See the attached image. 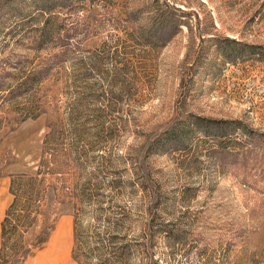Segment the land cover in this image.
<instances>
[{"label": "rangeland", "instance_id": "obj_1", "mask_svg": "<svg viewBox=\"0 0 264 264\" xmlns=\"http://www.w3.org/2000/svg\"><path fill=\"white\" fill-rule=\"evenodd\" d=\"M71 105L83 158L45 150L44 200L10 192ZM2 186L0 264H77L76 203L115 250L91 264H264V0H0Z\"/></svg>", "mask_w": 264, "mask_h": 264}, {"label": "trees", "instance_id": "obj_2", "mask_svg": "<svg viewBox=\"0 0 264 264\" xmlns=\"http://www.w3.org/2000/svg\"><path fill=\"white\" fill-rule=\"evenodd\" d=\"M37 38V37H36ZM39 39V38H37ZM46 65L44 66L43 69H38L35 71V73H33V75H30L28 83H29V87H31L30 89L33 90L34 87H38L41 83H43L44 80H47V78L50 76L51 71L56 67V62H51L48 61L47 63L43 64ZM42 65V66H43ZM25 109V108H24ZM25 110H27L29 112V114L27 116H25L26 118H37L38 116H40L43 112L41 110H39V104L38 102L33 101L31 104V109L26 108ZM37 111V112H35ZM67 118L66 120L68 122V124L63 123V121L59 118L55 119L54 122L51 124L49 123L48 128L50 129V131L44 136L43 141H42V147H43V155L41 157L39 166H38V171H37V176L35 177H27V176H20L18 178H16V180H13L12 184V188L10 189V192H13V186L16 187V189L18 191H21V194L27 196L28 201H33V202H40L42 201V199L44 200V192L45 190L41 187L43 182L45 181L44 179H40L38 180V176H40L42 174V168L46 167L45 164V150H49L52 151L51 156L54 157L56 159V156L59 153H65L68 155V158L70 159L71 157L73 161H79L80 159L83 158V151L82 149L84 148L85 144H82V137L84 135V131L80 130L77 128V122L78 119H74L78 116L76 110L74 107H72L69 109L68 113H67ZM74 125V126H73ZM70 129V130H69ZM69 131V136L72 138V140H74L75 143L70 144V142H68V138H70L69 136H66L65 138H62L61 142H59V140L61 139L58 138V142L55 144L54 148H49L48 145H50V140L51 137H53L55 134H57L58 132H61L60 135L61 136H65V132ZM64 139V140H63ZM63 145V146H62ZM47 169V168H46ZM58 173V172H57ZM26 179V180H24ZM51 188H53V190L57 191V196L59 197L58 194V190L59 187L56 186L55 184H52L50 186ZM13 194V193H12ZM15 196V195H14ZM81 198L83 201V198L86 197L85 193L83 194V192L81 193ZM90 198H86V200L89 201ZM18 198L15 196L13 202L11 203L9 209L6 212L5 218L2 222V239L5 235V225L7 223H9V218H10V210L17 205L18 202ZM92 200V199H90ZM81 201V200H80ZM82 203V202H81ZM81 205V204H80ZM81 210L80 207L78 206V204H75L74 207V212H73V217H74V225H73V238H74V247L72 250V258L73 260L77 263V264H91V260L92 258H100V253L102 252H115L114 248H111V243L108 247H100V246H96L95 248L89 247V245L91 244L92 240H95V235L94 233H89L92 231L91 228V224L84 225L83 224V216L81 214ZM4 240V239H3ZM113 249V250H112ZM27 254V253H26ZM25 254V255H26ZM122 255H124L122 252L118 253V259L120 257H122ZM106 264H111L109 260H106L105 262Z\"/></svg>", "mask_w": 264, "mask_h": 264}, {"label": "crops", "instance_id": "obj_3", "mask_svg": "<svg viewBox=\"0 0 264 264\" xmlns=\"http://www.w3.org/2000/svg\"><path fill=\"white\" fill-rule=\"evenodd\" d=\"M0 191H2V195L0 196V248L2 245V222L4 220L5 214L9 207L8 197H7V187H0ZM6 192V193H5Z\"/></svg>", "mask_w": 264, "mask_h": 264}]
</instances>
